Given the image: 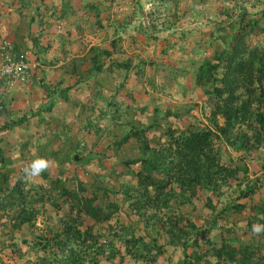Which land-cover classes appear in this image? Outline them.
I'll use <instances>...</instances> for the list:
<instances>
[{"label":"trees","instance_id":"obj_1","mask_svg":"<svg viewBox=\"0 0 264 264\" xmlns=\"http://www.w3.org/2000/svg\"><path fill=\"white\" fill-rule=\"evenodd\" d=\"M244 1L192 4V11L209 6V12L217 16L216 24L228 34L221 45L214 31L210 33L213 39L202 42L213 50L211 56L210 48L199 44V58L194 62L204 105L200 111L195 112L192 105L157 107L151 111V121L144 118L145 106L135 122L121 124L117 118L115 129L108 128V107L118 90L112 92L106 75L102 80L106 82L108 139L96 160L88 158L86 148L73 154L68 150L61 153L60 166L64 167L49 163L52 176L47 168L41 180H26L25 174L10 180L13 160L0 151L2 252L17 264H102L116 259L123 264L127 258L155 263L172 246L183 254L175 264H264V232L257 234L252 229L254 224H264V199L254 205L228 203L220 211L216 202L224 186L248 171L235 153L245 158L264 145V47L250 43L264 31V9L246 22L247 10L238 11ZM231 5L237 12L227 9ZM127 24L113 26L120 29ZM152 38L144 40H159ZM119 48L115 41L104 51L108 73L131 64V60L115 59ZM99 54L93 67L103 71L106 59ZM230 146L234 153L226 159L224 149ZM57 154L53 158L61 155ZM259 180L248 184L244 197L261 191L264 182ZM198 200L209 211L204 224L184 209L196 206ZM234 212L251 214L246 225L230 222ZM40 216L46 222L44 229L37 224ZM238 226L249 228L252 236L239 237ZM26 227L29 235H25Z\"/></svg>","mask_w":264,"mask_h":264},{"label":"rangeland","instance_id":"obj_2","mask_svg":"<svg viewBox=\"0 0 264 264\" xmlns=\"http://www.w3.org/2000/svg\"><path fill=\"white\" fill-rule=\"evenodd\" d=\"M31 1L38 2L39 0ZM54 1L57 5H60V7L62 6L60 10L63 12L64 16H61L60 24L66 21L67 17H69L68 21L70 25H74L75 22L79 23L77 34H73L74 29H72V26L68 30L69 34H73L71 37L86 39L88 35V26L92 24L103 25L105 22L104 39H106V48H111L115 41H117L119 46V42L126 39H138L142 43V46L137 47V52L133 51L132 46L129 45L131 43L128 42L126 51L123 52L121 47L119 48L121 50L116 53L115 59L119 62L127 63L131 60L129 61L131 64L128 68L116 69L115 71L111 69L108 73L106 67L109 61H107L108 57H106L103 71L106 72L105 76H109L112 92L118 90L116 95L114 94L111 98V106L108 107V128L112 126V128H114V123H118L116 120L117 118L120 120L127 119V117L124 118L123 114L128 115L129 118L138 117L141 113L144 114V110L140 113L134 110L132 113L133 109L131 107L134 104L138 105L142 103L143 107L147 105L149 108H152V110L146 112V117L144 118L147 120L148 115L152 116L151 111L157 107L163 110L166 107H170L169 105H172V107L175 105L182 107L192 105L194 106L195 112L200 111L203 103L201 91L197 87L195 81V74L199 70L194 62L199 58V54L197 53L198 48L201 47L199 44L201 43L203 46L204 44L202 42L206 40L208 43L209 39H213L210 36L212 31H214L213 37H215L214 39H216L219 45H221V39L228 38V34L222 32L223 28H219L220 25L216 24L217 16L209 12V6H200L201 10L192 11V4H199L203 0H109L110 3H107L108 1L106 0ZM115 1L116 3L114 4L113 2ZM40 2L45 3L47 1L40 0ZM11 5H20L19 7L21 8L22 0H0V63L3 42L5 40L10 41L6 35L9 31L8 27L11 25V22H14V19H24L22 13L12 12V10H10ZM222 6L221 4L220 7ZM230 8L231 10L233 9L232 11H236L235 8H232V5L227 7V9ZM244 9L247 10V17H245V21L247 22L251 20V17L255 15L259 16V13L264 9V0H245L242 5V10L239 8L238 11L242 12ZM124 10L128 11L129 14L124 12ZM235 15L238 14L235 13ZM28 17H25L26 20H28ZM234 18L238 19L239 17L235 16ZM228 19L229 17L226 21ZM127 21L129 25L127 24L124 28L119 29L113 26V24L119 26L120 22L121 24H125ZM262 25L264 26V22H262ZM145 33L149 38H146ZM151 38L159 40H156V42L153 41L152 43L144 42V39ZM164 39H166L167 42L164 41ZM250 43H256L264 47V31L254 36L252 40H250ZM206 47L210 48L208 45ZM164 48L167 49V52H164ZM10 50L18 57L26 55L29 61L28 54L25 51H16L12 42ZM129 51H131V53H128ZM212 52L213 50L210 48L208 55L211 56ZM143 66H145L144 71H141L140 69ZM174 72L176 74H174ZM102 78L103 77L100 79L101 81H103ZM176 78H178V84L174 82ZM94 82L96 81L94 80ZM110 95H112V93ZM137 108L138 106H136V109ZM120 123L124 124L122 122ZM18 136H23L20 131H14V133H12L13 139L18 138ZM107 139L108 132L106 131V138L104 141H94V143H98L103 147L100 146L99 148V145H97V149L94 150V145L91 143L90 149L94 152L92 151L91 155L87 153L88 158L96 160L102 155V151L106 149ZM41 142V140H32L24 144L25 151L29 149L30 156H27L28 158L24 156L20 157V159L19 157L16 158L14 166L12 165L10 167L12 171L10 180L16 176L18 177L19 175L25 174V167L37 157L46 158L49 163H52L53 166H57L58 168L65 166L64 164L60 166L62 156L59 155L56 159L55 157L53 158V155H48L46 149L42 147L41 144L43 143ZM224 150L225 158L230 159L232 153H234L233 148L231 146L230 148L225 147ZM5 151V153L9 155L12 149H6ZM235 155H240L241 159L240 161L238 160V162L241 163L243 167H246L248 171L245 173L242 172L239 178L234 181L232 180L231 183L224 186L223 195H220L219 200L216 199V202L219 201L217 203L218 211L228 203L233 202L237 204L247 202L254 205L264 199V184L262 185L261 191L252 196V198L244 197L243 194L248 184L254 185L255 182H258L257 179L259 178L261 179L259 180L260 184L264 182V145L257 150H253L251 153H247L245 158H242V155L239 153H235ZM55 160H57V162H55ZM79 166L82 167L85 165L79 164ZM50 167L51 168L48 167V172L52 176L53 167ZM18 171L19 173H17ZM37 178L41 180V176ZM184 209L200 218V223L203 224L206 215L209 213L204 207L203 200H198L196 206L186 205ZM2 213L3 212L0 211V219ZM250 215L251 214L248 212L232 214L230 216V222L235 223L236 226L237 224L246 225ZM37 224L40 229H44L46 222L43 216L38 218ZM24 232L25 235H29V228L26 227ZM224 235H229V233L225 232ZM232 235L233 234L230 236ZM238 235L242 239H247L252 236V232L249 228L238 226ZM3 236L0 238V241L3 239ZM257 240L261 241L258 238ZM262 242H264V240H262ZM182 256L183 254L179 247L175 248L168 246L167 253L162 255L155 263H135L127 258L123 264H165L166 262L175 264ZM0 259L2 260V264H10L11 259L1 250ZM102 264H119V259L109 263L103 261Z\"/></svg>","mask_w":264,"mask_h":264},{"label":"crops","instance_id":"obj_3","mask_svg":"<svg viewBox=\"0 0 264 264\" xmlns=\"http://www.w3.org/2000/svg\"><path fill=\"white\" fill-rule=\"evenodd\" d=\"M46 1L22 0L21 8L10 6L12 12L22 13L24 19H14L6 35L16 51L28 54L32 65L28 82L0 77V151L13 164L17 157L30 156L24 144L32 140H41L48 155L56 156L68 150L73 154L78 148H86L91 155L90 144L106 138V82L100 80L106 72L93 67L97 53L104 57L106 23L88 26L86 39L71 37L77 34L79 23L70 25L67 17L60 24L64 16L62 6L54 0ZM71 26L73 34L68 33ZM128 42L134 52L142 46L138 39H126L119 42L123 52ZM131 108L132 113H140L143 104ZM123 116L127 117L120 120L124 124L137 119ZM148 117L152 121V116ZM14 131L23 136L13 139ZM88 140V146H84ZM93 148L96 150L97 146ZM6 149H12L9 155ZM10 264L17 262L11 259Z\"/></svg>","mask_w":264,"mask_h":264},{"label":"built area","instance_id":"obj_4","mask_svg":"<svg viewBox=\"0 0 264 264\" xmlns=\"http://www.w3.org/2000/svg\"><path fill=\"white\" fill-rule=\"evenodd\" d=\"M2 49L0 77H10L21 82H28L32 65L26 55L18 57L12 53L11 42L8 40L3 42Z\"/></svg>","mask_w":264,"mask_h":264},{"label":"clouds","instance_id":"obj_5","mask_svg":"<svg viewBox=\"0 0 264 264\" xmlns=\"http://www.w3.org/2000/svg\"><path fill=\"white\" fill-rule=\"evenodd\" d=\"M49 167V162L44 157H37L36 159L32 160L31 163L25 167V179L31 180L35 177L40 176L47 168ZM254 233H261L264 232V224H254L252 226Z\"/></svg>","mask_w":264,"mask_h":264}]
</instances>
